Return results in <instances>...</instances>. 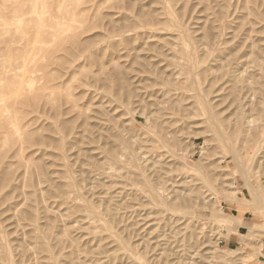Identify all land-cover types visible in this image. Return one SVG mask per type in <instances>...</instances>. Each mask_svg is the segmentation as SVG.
I'll use <instances>...</instances> for the list:
<instances>
[{"label": "rangeland", "instance_id": "374dc122", "mask_svg": "<svg viewBox=\"0 0 264 264\" xmlns=\"http://www.w3.org/2000/svg\"><path fill=\"white\" fill-rule=\"evenodd\" d=\"M0 100V264H264V0H0Z\"/></svg>", "mask_w": 264, "mask_h": 264}, {"label": "bare ground", "instance_id": "6f19581e", "mask_svg": "<svg viewBox=\"0 0 264 264\" xmlns=\"http://www.w3.org/2000/svg\"><path fill=\"white\" fill-rule=\"evenodd\" d=\"M44 3V2H43ZM42 3V4H43ZM43 6H44V4H43ZM40 10H41V8H40ZM43 11L41 10V12H40V14L42 13ZM45 13H46V11H45ZM43 14V13H42ZM39 16V15H38ZM42 16V15H41ZM40 18V17H39ZM72 19V18H71ZM43 21L45 22V19L44 20H42L40 23H38L37 24V28H39L40 30H42L43 29V27L45 28V24L43 23ZM70 23V22H69ZM68 25H70V24H68ZM67 28V27H66ZM39 30V31H40ZM21 31H19V33H20ZM63 32V31H62ZM43 33V32H42ZM42 33L40 34L39 33V35H37V41H39L38 39H40V36L42 35ZM61 34V33H60ZM38 36H39V38H38ZM49 36V35H48ZM43 36H41V38H42ZM44 38H45V36H44ZM66 38V37H65ZM5 41H6V39H5ZM40 42V41H39ZM46 42V41H45ZM43 44V43H42ZM44 45V44H43ZM48 49V48H47ZM45 51V50H44ZM41 54V53H40ZM41 56H42V54H41ZM192 56V55H191ZM193 58V57H192ZM191 58V59H192ZM193 61V60H192ZM192 61H190V65H189V67L192 69V67H193V63H192ZM194 68V67H193ZM210 76V75H209ZM28 78V77H27ZM24 79H25V77H24ZM194 81H192L191 82V84H192V86L193 87H196L195 85H194V83H193ZM30 92V91H29ZM197 95V94H196ZM197 97H199V104H200V106H201V108L203 109V111H204V113L206 112L207 113V115H208V122H209V124H210V128L212 129V131L215 133V135L218 137V140L222 143V145H223V143H224V145H226L227 146V148H228V151H230L233 155H235V152H234V149L232 148V145H230V143H229V141L226 139V137H225V135H224V133H223V131L222 130H220V128H219V126H218V123L216 122V120L214 119V117H213V115H212V113H211V111H210V108H209V106L207 105V103H206V101L202 98V97H200V96H197ZM2 100H0V102H1ZM16 101V100H15ZM180 103V102H179ZM179 105V104H178ZM176 109V108H175ZM206 115V116H207ZM3 117V116H2ZM207 118V117H206ZM7 119V118H6ZM14 128H15V126H14ZM16 131V130H15ZM225 146V147H226ZM158 150V149H157ZM234 158V157H233ZM236 158H234V160H235ZM114 156L113 155H111V162L112 163H114ZM237 161V160H236ZM238 164H239V162H237ZM240 166V164L237 166V167H239ZM242 166V165H241ZM240 169H239V171H240V177H243V179L246 177V176H244V175H246V172H245V169L243 168V167H239ZM238 171V172H239ZM239 174V173H238ZM242 175V176H241ZM246 179V178H245ZM243 181V180H242ZM250 181V180H249ZM247 179H246V184L245 185H247L246 187H247V190H248V192H249V198L251 197V199L253 200V202H254V206H257V207H260L262 210V212H264V205H263V200L261 199V198H259V196H258V193H257V189L252 185V183L251 182H249ZM196 193V192H195ZM153 194V193H152ZM186 201V200H185ZM187 202V201H186ZM164 205V204H163ZM165 206V205H164ZM177 207V206H176ZM219 215H221V214H219ZM217 216V215H216ZM222 216H224L223 214H222ZM226 217H228V216H226ZM204 220V219H203ZM237 223H239L240 224V221H236ZM256 226H257V224L255 225V228L254 229H256ZM45 228V227H44ZM254 229H250V230H248L250 233L254 230ZM228 231V230H227ZM231 231V230H230ZM247 231V232H248ZM3 255V254H2Z\"/></svg>", "mask_w": 264, "mask_h": 264}]
</instances>
